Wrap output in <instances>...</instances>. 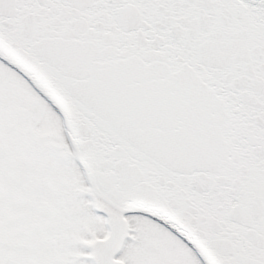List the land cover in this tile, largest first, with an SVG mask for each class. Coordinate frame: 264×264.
<instances>
[{
	"label": "snow or ice",
	"instance_id": "6c2138e0",
	"mask_svg": "<svg viewBox=\"0 0 264 264\" xmlns=\"http://www.w3.org/2000/svg\"><path fill=\"white\" fill-rule=\"evenodd\" d=\"M0 264H264V0H0Z\"/></svg>",
	"mask_w": 264,
	"mask_h": 264
}]
</instances>
